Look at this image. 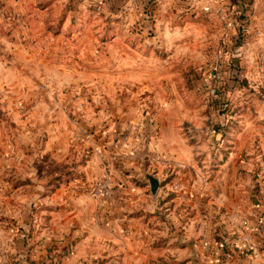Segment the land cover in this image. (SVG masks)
<instances>
[{
    "label": "rangeland",
    "instance_id": "374dc122",
    "mask_svg": "<svg viewBox=\"0 0 264 264\" xmlns=\"http://www.w3.org/2000/svg\"><path fill=\"white\" fill-rule=\"evenodd\" d=\"M165 1L0 0L3 227L37 234L62 186L105 200L130 169L183 197L142 264H264V0Z\"/></svg>",
    "mask_w": 264,
    "mask_h": 264
},
{
    "label": "crops",
    "instance_id": "0c3cea01",
    "mask_svg": "<svg viewBox=\"0 0 264 264\" xmlns=\"http://www.w3.org/2000/svg\"><path fill=\"white\" fill-rule=\"evenodd\" d=\"M186 1L190 2L166 0L169 6L163 7H184ZM123 163L126 166L132 164L128 158ZM129 170L122 177L123 183H117L111 196L105 200L85 195L78 186H62L52 198H47L46 203L51 205L49 213L53 215L54 212V216L47 219L46 229L28 234L25 239L23 235L9 233L3 227L1 216L0 249L3 246L7 248L8 264H83L100 256L119 257L120 264H142L148 258L161 255L162 248L165 253L172 251L170 247H160L159 218L163 209H167L169 215L176 219L175 212L181 208L183 197L176 195L169 201L168 184L154 195L150 185L134 184L132 177L136 173ZM154 177L161 180L159 175ZM220 179L219 176V182ZM187 187V192L194 189L193 186ZM39 188H45V185L41 184ZM210 192L213 199L223 202L220 191L216 192L212 186ZM190 201L185 199L186 212L192 207ZM19 215L14 219L21 226L29 224L27 217ZM185 217L187 219L188 215ZM33 224L34 219L29 225Z\"/></svg>",
    "mask_w": 264,
    "mask_h": 264
},
{
    "label": "built area",
    "instance_id": "2783aa9c",
    "mask_svg": "<svg viewBox=\"0 0 264 264\" xmlns=\"http://www.w3.org/2000/svg\"><path fill=\"white\" fill-rule=\"evenodd\" d=\"M205 11H210V7L206 6L204 8ZM95 196L106 197L110 193V181L104 180L97 184L94 188ZM262 222V221H261ZM260 222V223H261ZM1 264H8V260L5 256L0 261Z\"/></svg>",
    "mask_w": 264,
    "mask_h": 264
},
{
    "label": "water",
    "instance_id": "95a60500",
    "mask_svg": "<svg viewBox=\"0 0 264 264\" xmlns=\"http://www.w3.org/2000/svg\"><path fill=\"white\" fill-rule=\"evenodd\" d=\"M149 185H150V190L152 194L156 195L161 188V181H159L157 178H155L153 175H147L146 176Z\"/></svg>",
    "mask_w": 264,
    "mask_h": 264
}]
</instances>
